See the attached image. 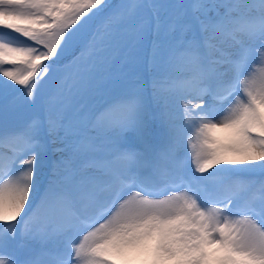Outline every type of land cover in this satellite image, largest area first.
Instances as JSON below:
<instances>
[{
	"label": "snow or ice",
	"instance_id": "1",
	"mask_svg": "<svg viewBox=\"0 0 264 264\" xmlns=\"http://www.w3.org/2000/svg\"><path fill=\"white\" fill-rule=\"evenodd\" d=\"M120 27L155 33L151 95L73 108ZM0 101V264H264V0H0ZM18 236L61 248L21 260Z\"/></svg>",
	"mask_w": 264,
	"mask_h": 264
},
{
	"label": "rangeland",
	"instance_id": "2",
	"mask_svg": "<svg viewBox=\"0 0 264 264\" xmlns=\"http://www.w3.org/2000/svg\"><path fill=\"white\" fill-rule=\"evenodd\" d=\"M117 1L119 0H108L111 5L115 4V7L123 3L132 2V0ZM138 2H146V0H138ZM159 2L175 3L176 0H159ZM184 2L187 3L189 0H184ZM147 14V9H138L136 20L139 21L140 19H143L147 16ZM100 23L101 21L98 22L97 27H99ZM155 41L156 36L155 33H153L150 37L145 38L143 41L134 43L131 35L125 31L124 27L117 28L114 32L113 40L105 53L106 59L103 63L97 64L93 79L90 81L87 88L79 95L72 98V107L80 108L84 113H92L102 110L117 95L122 94L129 87L134 85L141 86L144 89L145 95L150 96L152 92L153 79L159 73V65L154 61L153 46ZM145 64L147 68H145ZM51 75L52 74L50 73V76ZM48 79V77H45L46 81ZM143 86H145V88ZM53 91L54 88L52 85L45 84V94ZM94 100H98V102ZM9 103L11 104V102ZM181 103L182 102L179 100L173 101L170 111V120L179 130L180 156L186 159L190 151L187 140L191 138L193 139V142H195V135L183 119ZM2 104L3 101H0V105ZM27 115V111L22 108L19 111H15L10 108L8 123L11 126L18 125L22 122L23 118H26ZM2 119V116H0V122H2ZM148 119L154 123L158 133L161 135L166 133L167 127L161 120L160 112L154 103L149 106ZM55 147V145L52 146L53 149ZM50 155L55 158V156L59 154L51 152ZM212 171H214V169ZM195 175L200 176L201 174L195 173ZM203 175L207 176L208 174L205 173ZM246 178L254 180L258 183L260 181H264V174L259 172L255 174H247ZM195 187H199V185H195ZM41 194L42 192H40V188L38 189L34 186L33 194L30 197L29 203L38 202L35 198H38ZM253 195L258 197L259 194L257 192V194L253 193ZM20 240L21 242H27L24 255H29L31 251H34L33 256L35 258L38 256L37 249L40 248L32 250L34 247H41V251H49L51 249L59 250L61 248L60 241L56 239L42 241L39 239H26L18 236L16 240V254L18 257H20L21 254V250H19L17 246V243H20Z\"/></svg>",
	"mask_w": 264,
	"mask_h": 264
}]
</instances>
